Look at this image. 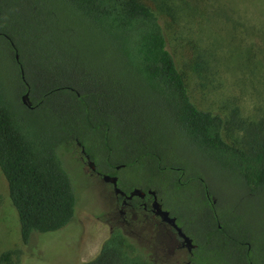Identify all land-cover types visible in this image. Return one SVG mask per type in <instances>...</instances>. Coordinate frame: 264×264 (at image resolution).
<instances>
[{
    "label": "trees",
    "instance_id": "1",
    "mask_svg": "<svg viewBox=\"0 0 264 264\" xmlns=\"http://www.w3.org/2000/svg\"><path fill=\"white\" fill-rule=\"evenodd\" d=\"M167 2L172 10L190 8L186 0ZM60 18L72 23L67 36L47 35ZM224 125L191 102L154 7L139 0H0V174L22 244L75 219L62 158L76 160L77 142L101 170L124 165L115 174L123 182L124 172L136 187L176 192L196 184L201 208H209L210 191L193 172L194 159L179 155L182 148L192 147L197 161L230 167L249 194L264 196V127L247 126L237 147L223 139ZM216 214L208 222L224 235L199 241L196 264H264V236L238 216ZM10 256L2 254L0 264ZM82 264L162 263L114 228Z\"/></svg>",
    "mask_w": 264,
    "mask_h": 264
},
{
    "label": "rangeland",
    "instance_id": "2",
    "mask_svg": "<svg viewBox=\"0 0 264 264\" xmlns=\"http://www.w3.org/2000/svg\"><path fill=\"white\" fill-rule=\"evenodd\" d=\"M139 1L156 9L191 102L199 110L219 114L225 121L223 139L242 147L247 126L264 127V39L260 33V28L264 29V0H199L205 2L201 3L205 4L204 13L198 0H186L190 8L185 11L182 5L181 10H172L167 0ZM71 24L58 20L46 34L65 37ZM59 49L65 50L62 44ZM62 65L67 67L69 63ZM193 154L192 147L179 153L194 159L189 161L193 172L203 176L210 198H215L213 212L238 216L264 236V196L249 194L230 167L197 161ZM75 157V161L70 156L62 158L76 197L75 219L58 231L32 234L27 244L21 242L17 216L0 174V256L11 253L1 264L85 263L97 255L112 225H121L135 235L154 259L164 260L166 254L169 257L174 244L168 242L161 226L146 220L144 213L135 220L126 216L128 222H120V201L111 187L90 174L78 151ZM120 175L129 181L124 172ZM194 185L176 192L164 188L158 194L176 213H188L201 237L205 206L198 205L200 193Z\"/></svg>",
    "mask_w": 264,
    "mask_h": 264
},
{
    "label": "flooded vegetation",
    "instance_id": "3",
    "mask_svg": "<svg viewBox=\"0 0 264 264\" xmlns=\"http://www.w3.org/2000/svg\"><path fill=\"white\" fill-rule=\"evenodd\" d=\"M27 98V97H26ZM79 148V147H78ZM85 150V148H84ZM86 152V150H85ZM79 158L81 162L88 168L90 174L99 177L102 180V177L107 175L110 177H116L117 178V188H119L121 191H123L126 196L130 194L133 190H140L145 193L144 197L141 196H133L131 199H127L125 196H121L119 194L114 193V187L111 183L108 184L119 203V209H118V216L120 218V222L127 223L128 220L126 219V216H129L132 220H135L137 215L139 213H144L146 220H153L156 221L157 226H161V229L163 230L164 236L167 238L169 243L174 244V247L171 249L169 253V257H166L168 254L165 255V259L161 260L160 262L162 264H196V259L199 254V248L198 243H209L213 242V239L215 240L216 236H222L224 235L223 229L220 225H218V231H215L213 228V224L211 222H208V219L210 217L214 218L216 217L214 210V203L215 198H210L209 193L206 192L205 197L209 201V208L203 209L205 218L203 217V227L204 232L201 233V237L197 235V231L194 228V225L196 224L194 221H192L191 216L186 213L183 214V212H177L172 210V208L169 207L167 202L163 201L162 198L159 196L158 191L153 188H146L144 184H141L139 186H135L131 182H122L120 177L115 174V171H119L121 169H124V165H112L107 163L106 170H101L97 164L94 162V160L91 158V156L86 152V154L90 157V161L93 162L94 168L91 169L88 166V161L85 160V158L80 153V148L78 150ZM109 164V165H108ZM123 184H125L126 187H122ZM148 191H154L156 196V201L161 206V209L163 211H166L171 219H174L175 224L180 229L181 233L188 239V241L185 240L183 236L177 232L175 228H173L172 225H170L168 222L162 221L161 218L156 215L155 210L153 208V204L155 202V198L152 195L148 194ZM208 209V210H207ZM208 214H207V212ZM211 211V213H209ZM114 228L121 229L124 233L132 236L137 241L138 239L135 237V235L129 234L127 231H125L124 227L121 225H112L110 226V231ZM211 237V238H210Z\"/></svg>",
    "mask_w": 264,
    "mask_h": 264
},
{
    "label": "water",
    "instance_id": "4",
    "mask_svg": "<svg viewBox=\"0 0 264 264\" xmlns=\"http://www.w3.org/2000/svg\"><path fill=\"white\" fill-rule=\"evenodd\" d=\"M16 59H18L17 56H16ZM26 97H27V95H25L24 98H23L24 104L27 107L32 108L31 104L27 101ZM77 146L80 148L81 155L85 158L86 161H88V163H87L88 166L91 169H93L94 168V164H93V162L90 161V157L86 154V152L84 150V147L79 142H77ZM102 180L104 182H106V183H111L113 185L115 194H119L121 196H125L127 199H131L133 196L144 197V195H145L144 192L136 189V190H133L132 192H130V194L128 196H126V194L123 191H121L119 188H117V178L116 177H110V176L105 175V176L102 177ZM148 194L154 196V198H155V202L153 204V208L155 210L156 215H158L161 218L162 221L168 222L170 225H172L173 228H175L177 230V232H179V234L181 236H183L186 241H188V239L181 233L180 229L175 224L174 219H171L169 217L168 213L161 209V206L156 201L155 192L154 191H148Z\"/></svg>",
    "mask_w": 264,
    "mask_h": 264
}]
</instances>
